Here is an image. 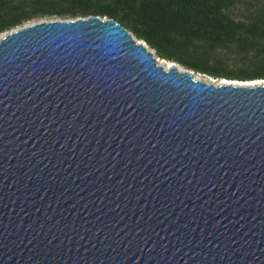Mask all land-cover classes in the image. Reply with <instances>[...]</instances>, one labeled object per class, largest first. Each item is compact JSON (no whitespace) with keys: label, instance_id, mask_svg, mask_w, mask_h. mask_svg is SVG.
I'll return each instance as SVG.
<instances>
[{"label":"water","instance_id":"1","mask_svg":"<svg viewBox=\"0 0 264 264\" xmlns=\"http://www.w3.org/2000/svg\"><path fill=\"white\" fill-rule=\"evenodd\" d=\"M157 58L98 14L0 36V264H264V82Z\"/></svg>","mask_w":264,"mask_h":264},{"label":"trees","instance_id":"2","mask_svg":"<svg viewBox=\"0 0 264 264\" xmlns=\"http://www.w3.org/2000/svg\"><path fill=\"white\" fill-rule=\"evenodd\" d=\"M90 14L114 18L160 58L196 72L264 78V0H0V32L36 17Z\"/></svg>","mask_w":264,"mask_h":264},{"label":"rangeland","instance_id":"3","mask_svg":"<svg viewBox=\"0 0 264 264\" xmlns=\"http://www.w3.org/2000/svg\"><path fill=\"white\" fill-rule=\"evenodd\" d=\"M233 14H234V16L235 17H241V15L243 14V12H242V10L240 9V8H236V9H234V11H233ZM101 16H106V17H108L107 15H101ZM55 18H69V17H59V16H56V15H52V16H42V17H36V18H33V19H31V20H28V21H25L23 24H21V25H17V26H15V27H12L11 29H9V30H6V31H10V30H12V29H16V28H18V27H21V26H23V25H26V24H29V23H32V22H36V21H41V20H49V19H55ZM6 31H2V32H0V36L1 35H3V33H5ZM134 37H136L134 34H132ZM137 38V37H136ZM139 40H142V39H139ZM144 41V40H143ZM145 42V41H144ZM146 43V42H145ZM146 45H147V47L149 48V49H151L152 51H153V53H154V55L155 56H158L157 55V53L155 52V50L153 49V48H151L147 43H146ZM159 57V56H158ZM179 64V63H178ZM179 66H181V67H184L183 65H181V64H179ZM194 71V70H193ZM196 74H200V75H202L203 77H204V80L206 81V78H208L207 79V82H212V83H219L221 80H223L222 78H215V77H212V76H208V75H206V74H203V73H199V72H196V71H194ZM234 80H237V79H234ZM239 81H241V80H239ZM245 81V80H244ZM246 81H249V82H251V81H258V82H264V78H258V79H251V80H246Z\"/></svg>","mask_w":264,"mask_h":264},{"label":"bare ground","instance_id":"4","mask_svg":"<svg viewBox=\"0 0 264 264\" xmlns=\"http://www.w3.org/2000/svg\"><path fill=\"white\" fill-rule=\"evenodd\" d=\"M157 62H159V63H162L164 66H166L167 64L168 65H171V62H168V61H166V60H163V59H159V58H157ZM178 67H179V69H181V67L178 65ZM195 78H200V79H202V80H204V77L202 76V75H200V74H196L195 73ZM207 79L208 78H206V81H207ZM205 81V80H204ZM254 83H262V82H258V81H251V82H247L246 84H254Z\"/></svg>","mask_w":264,"mask_h":264}]
</instances>
